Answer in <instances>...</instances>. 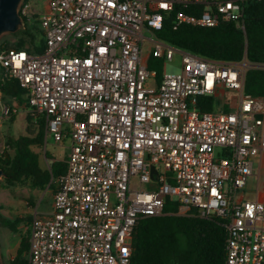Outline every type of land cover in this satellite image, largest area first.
<instances>
[{"label": "built area", "instance_id": "2783aa9c", "mask_svg": "<svg viewBox=\"0 0 264 264\" xmlns=\"http://www.w3.org/2000/svg\"><path fill=\"white\" fill-rule=\"evenodd\" d=\"M36 1L20 14L25 25L39 17L44 52L0 48V67L26 90L28 112L45 117V143L71 144L52 211L32 218L29 264H131L137 221L164 215L168 200L179 215L223 221L225 264H264V203L243 198L264 157V99L245 91L246 77L264 63L207 58L157 36L169 16L175 29H245L248 0ZM177 53L179 73L148 68L151 54ZM209 98L214 109L203 110ZM18 112L5 104L0 121Z\"/></svg>", "mask_w": 264, "mask_h": 264}, {"label": "trees", "instance_id": "16d2710c", "mask_svg": "<svg viewBox=\"0 0 264 264\" xmlns=\"http://www.w3.org/2000/svg\"><path fill=\"white\" fill-rule=\"evenodd\" d=\"M244 24L245 29L233 21L222 22L216 27L183 23L175 29L174 16H169L157 36L169 45L207 58L238 62L247 56L253 63H264V0H248L245 3ZM14 36H19L16 42L3 41L0 48L31 54H42L45 50L46 40L38 16L33 24H26ZM163 62V58L152 54L148 68L158 71ZM2 71V100L11 107L26 108V90L17 79ZM158 75L162 76L159 71ZM245 91L264 99V70L248 71ZM205 101L207 106L203 110H212L215 99ZM16 115L13 113L10 118ZM33 119L29 114L28 122L36 129L29 128L27 134L18 137L9 136L0 152V168L5 173L2 181L6 188L26 183L31 189L49 188L55 194L59 179L67 171V161L54 160L48 168L42 165L36 148H44L46 119L38 116L35 123ZM46 157H49L47 152ZM178 212V203L168 200L164 215L137 221L131 236V264H225L227 233L223 221L216 217L201 218L195 210L188 216ZM31 220L30 216L12 221L0 211V226L13 232L19 231L21 223H30ZM29 248L30 230L28 236L22 238L17 255L10 264H29Z\"/></svg>", "mask_w": 264, "mask_h": 264}, {"label": "rangeland", "instance_id": "374dc122", "mask_svg": "<svg viewBox=\"0 0 264 264\" xmlns=\"http://www.w3.org/2000/svg\"><path fill=\"white\" fill-rule=\"evenodd\" d=\"M35 6L37 9H42L44 0L36 1ZM147 37L151 38L150 33H146ZM19 36H14V33H7L1 36L0 43L8 40L10 43L16 42ZM30 48V45L27 46ZM150 46H146L145 52L149 53ZM182 69V56L176 54L171 61H164L161 67L157 70L163 74H177ZM0 67V74L2 73ZM5 101L2 100V94L0 99V110ZM228 104V103H227ZM33 117V122L38 115L33 116L28 112V109L21 108L14 118H8L5 121H0V152L5 147V142L9 136L18 137L22 134H27L28 129H36V126H32L28 122V116ZM35 123V122H34ZM70 140L66 139L63 144L56 143L51 137H49L44 145L43 149L36 148V151L41 155L42 165L45 167L51 166L54 160L64 161L68 157V149L70 147ZM219 152V149L217 150ZM46 152L49 154L47 159ZM53 198L52 191L49 188L45 190L31 189L26 183L17 184L11 188L4 187L2 179H0V211L1 213L12 221L17 218L26 219L27 217H33L35 212H40L42 206L39 204H45L51 201ZM39 205V206H37ZM19 231L13 232L7 227L0 226V250L2 256V264H10V261L17 255V250L20 247L22 238L28 236L30 230V223L23 222L18 228ZM28 255V254H27Z\"/></svg>", "mask_w": 264, "mask_h": 264}, {"label": "water", "instance_id": "95a60500", "mask_svg": "<svg viewBox=\"0 0 264 264\" xmlns=\"http://www.w3.org/2000/svg\"><path fill=\"white\" fill-rule=\"evenodd\" d=\"M24 0H0V38L7 33H16L25 28L24 19L20 14V7ZM0 89V99H1ZM5 177L4 170L0 168V179ZM0 264L2 256L0 250Z\"/></svg>", "mask_w": 264, "mask_h": 264}, {"label": "crops", "instance_id": "0c3cea01", "mask_svg": "<svg viewBox=\"0 0 264 264\" xmlns=\"http://www.w3.org/2000/svg\"><path fill=\"white\" fill-rule=\"evenodd\" d=\"M149 57H148V60H149ZM148 60H147V62H148ZM225 108L228 109V105H225ZM68 155H69V149H68ZM67 159H68V157H67ZM67 159L64 161H67ZM52 196L54 197L53 192H52ZM243 198H244V200H260L261 202L264 203V157L255 159V161H254V175L250 178L249 183L243 192ZM39 205L42 206L40 212L38 211L39 214L50 213L52 211V207H53V198L51 199L50 202L45 203L44 205L43 204H39ZM39 205H37V206H39ZM30 224H31V222H30Z\"/></svg>", "mask_w": 264, "mask_h": 264}]
</instances>
